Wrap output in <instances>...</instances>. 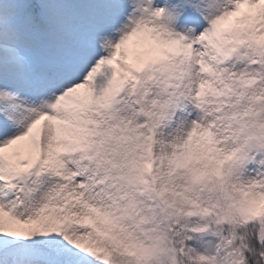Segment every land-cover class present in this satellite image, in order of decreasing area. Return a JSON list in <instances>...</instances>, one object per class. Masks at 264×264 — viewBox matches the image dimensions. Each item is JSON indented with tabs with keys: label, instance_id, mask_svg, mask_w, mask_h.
<instances>
[{
	"label": "snow or ice",
	"instance_id": "snow-or-ice-1",
	"mask_svg": "<svg viewBox=\"0 0 264 264\" xmlns=\"http://www.w3.org/2000/svg\"><path fill=\"white\" fill-rule=\"evenodd\" d=\"M0 264H264V0H0Z\"/></svg>",
	"mask_w": 264,
	"mask_h": 264
}]
</instances>
